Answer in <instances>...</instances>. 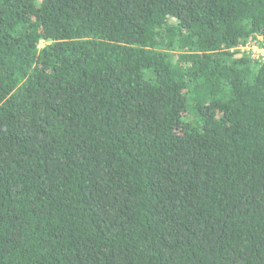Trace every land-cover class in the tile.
<instances>
[{
	"label": "trees",
	"instance_id": "trees-1",
	"mask_svg": "<svg viewBox=\"0 0 264 264\" xmlns=\"http://www.w3.org/2000/svg\"><path fill=\"white\" fill-rule=\"evenodd\" d=\"M247 47L264 0H0V264H264Z\"/></svg>",
	"mask_w": 264,
	"mask_h": 264
},
{
	"label": "built area",
	"instance_id": "built-area-1",
	"mask_svg": "<svg viewBox=\"0 0 264 264\" xmlns=\"http://www.w3.org/2000/svg\"><path fill=\"white\" fill-rule=\"evenodd\" d=\"M243 50H253L255 53H257V56L258 57H263L264 58V50H258L256 47H253V48H250V47H247V48H242Z\"/></svg>",
	"mask_w": 264,
	"mask_h": 264
},
{
	"label": "rangeland",
	"instance_id": "rangeland-1",
	"mask_svg": "<svg viewBox=\"0 0 264 264\" xmlns=\"http://www.w3.org/2000/svg\"><path fill=\"white\" fill-rule=\"evenodd\" d=\"M45 44L42 42L41 44H40V47H43Z\"/></svg>",
	"mask_w": 264,
	"mask_h": 264
}]
</instances>
